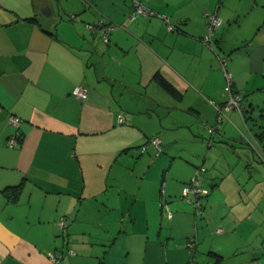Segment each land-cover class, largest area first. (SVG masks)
Listing matches in <instances>:
<instances>
[{
  "label": "crops",
  "instance_id": "crops-1",
  "mask_svg": "<svg viewBox=\"0 0 264 264\" xmlns=\"http://www.w3.org/2000/svg\"><path fill=\"white\" fill-rule=\"evenodd\" d=\"M206 12L221 19L210 45ZM221 59L234 91H264V0H0V264H264V179L205 162L233 136L222 118L206 143ZM155 135L163 154L142 152ZM200 163L197 218L181 189Z\"/></svg>",
  "mask_w": 264,
  "mask_h": 264
},
{
  "label": "built area",
  "instance_id": "built-area-1",
  "mask_svg": "<svg viewBox=\"0 0 264 264\" xmlns=\"http://www.w3.org/2000/svg\"><path fill=\"white\" fill-rule=\"evenodd\" d=\"M134 12L143 14L144 16L153 14L152 10L149 8L145 7L142 3L138 1H134ZM206 17H207V30L208 33L204 37V42L210 45L212 43L211 36L214 32V29L217 28L221 24V19L215 12H206ZM130 18H134V13H131ZM91 29H97L99 28L102 33V38L104 41L108 40V34L111 29H113L114 25L110 23H104L102 19H99L94 22V24H89ZM168 29H173V26L169 24ZM221 67L224 71V75L227 81V98L226 100L220 104V105H215L216 110H217V120L221 119V116H224L226 112L230 110H237L238 112L241 113V105L240 102L242 100L241 94L234 92L231 88L232 86V78L229 72L226 71L225 67V60L221 59ZM73 94L77 97H85L86 96V89L76 86L73 89ZM119 120H122V117H119ZM8 121L11 124H17L20 120L17 116L14 115H9ZM216 123L212 125H206V129L210 135L209 138H207L208 145H210L212 141V134L216 130ZM6 144L9 147H16L19 144V137L16 135H11L7 138ZM148 147H152L153 151L155 154H158L162 150V139L160 136H152L148 139V141L144 144L141 145V151L144 152L147 150ZM206 169L204 166L200 165L195 168L192 177L183 184L182 189H181V197L185 199L187 202H190L193 206L194 209V214H202L203 211V205H202V200L205 198V196L208 194V189L204 187L201 184V174L205 171ZM161 193H163V189H161ZM161 209L166 212V215L170 218L172 216V212L168 209L167 204L164 201H161ZM65 222V218L62 217L60 218V226L63 227ZM217 232H221V228L216 229ZM196 243L197 239L195 235H191L187 238L186 241V247L189 252L194 253L196 249ZM62 253L61 251H58L57 253H51L50 254V259L53 262H58L59 258L61 257ZM207 264H212L211 262H208Z\"/></svg>",
  "mask_w": 264,
  "mask_h": 264
},
{
  "label": "rangeland",
  "instance_id": "rangeland-1",
  "mask_svg": "<svg viewBox=\"0 0 264 264\" xmlns=\"http://www.w3.org/2000/svg\"><path fill=\"white\" fill-rule=\"evenodd\" d=\"M241 96L242 100L240 102V105L241 109L243 110L245 119L241 117L240 113L237 110L226 112L223 123L225 122L226 127L229 126L233 130V136H231L232 138L227 137L228 140H223L224 133H219L218 138H216L218 142H214L212 147L208 148L209 154L206 157L207 160H205V162L208 163L209 160L214 163L213 165L218 163L217 167H219L220 164L226 166L225 163L227 162L234 164L236 162H241L236 167L237 170H247L249 168L251 174L257 175V173H259L257 177L259 179H264V162H262V159L264 158L259 156L257 152L252 150L249 144L246 143L248 137L255 135L259 143L257 144V147L262 150L261 155L264 156V91L256 92L252 96H246L245 98L242 94ZM248 98L250 99V101L248 100ZM206 137H208V135ZM224 147H226V149ZM160 154H163V152H161ZM200 161L202 162V158ZM246 163L249 164V167L244 166ZM200 165L204 166L200 163L197 165V167ZM209 165L212 167V164ZM204 168L206 169L205 166ZM227 171L228 168L224 173H226ZM158 184V187H160V179ZM204 202L205 198H203L202 200L203 206ZM261 202L262 204H264V200H262ZM196 216L198 218L201 215L198 214Z\"/></svg>",
  "mask_w": 264,
  "mask_h": 264
},
{
  "label": "trees",
  "instance_id": "trees-1",
  "mask_svg": "<svg viewBox=\"0 0 264 264\" xmlns=\"http://www.w3.org/2000/svg\"><path fill=\"white\" fill-rule=\"evenodd\" d=\"M133 5H134V2H133ZM104 23H108V22H104ZM212 39V38H211ZM212 43H213V40H212ZM232 89V88H231ZM233 90V89H232ZM234 91V90H233ZM234 92H236V91H234ZM230 111H232V110H230ZM229 112V111H228ZM240 113V112H239ZM240 115L242 116V118H244L245 119V116L243 115V110L241 109V113H240ZM226 116V114L224 115V116H221V119L222 118H224ZM220 119V120H221ZM220 120H218L217 121V123H216V130H215V132H217L218 130H219V128H220V126L218 125V123H219V121ZM215 124V123H214ZM206 125H212V124H206ZM206 125H205V129H206ZM206 131H207V129H206ZM208 132V131H207ZM215 132L212 134V141H211V143H210V145H212V143H213V135L215 134ZM210 137V135H209V133H208V137H206V138H209ZM19 141H20V138H19ZM146 143V142H145ZM206 143H208V141H207V139H206ZM208 145V144H207ZM210 145H208V146H210Z\"/></svg>",
  "mask_w": 264,
  "mask_h": 264
}]
</instances>
